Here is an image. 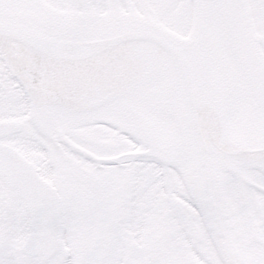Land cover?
Masks as SVG:
<instances>
[{
	"label": "snow or ice",
	"instance_id": "1",
	"mask_svg": "<svg viewBox=\"0 0 264 264\" xmlns=\"http://www.w3.org/2000/svg\"><path fill=\"white\" fill-rule=\"evenodd\" d=\"M0 264H264V0H0Z\"/></svg>",
	"mask_w": 264,
	"mask_h": 264
}]
</instances>
